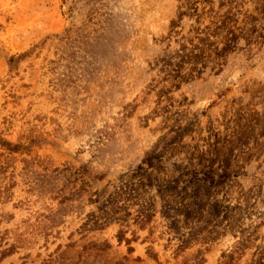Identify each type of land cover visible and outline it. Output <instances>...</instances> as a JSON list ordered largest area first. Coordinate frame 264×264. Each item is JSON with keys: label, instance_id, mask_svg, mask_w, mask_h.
<instances>
[{"label": "rangeland", "instance_id": "rangeland-1", "mask_svg": "<svg viewBox=\"0 0 264 264\" xmlns=\"http://www.w3.org/2000/svg\"><path fill=\"white\" fill-rule=\"evenodd\" d=\"M0 264H264V0H0Z\"/></svg>", "mask_w": 264, "mask_h": 264}, {"label": "trees", "instance_id": "trees-1", "mask_svg": "<svg viewBox=\"0 0 264 264\" xmlns=\"http://www.w3.org/2000/svg\"><path fill=\"white\" fill-rule=\"evenodd\" d=\"M179 135H180V133H176V134H174V135L171 137V139L169 140V143L174 142V141L177 139V137H178ZM6 145L9 146V150H10V151H16L17 149H19V148H17V146H19V145H12V144L9 143V142H6ZM155 158H159V154H156L153 158H149V159L147 160V165H148L149 167H151V166L153 165V159H155ZM123 235H124V234H123V231H122V230H119V232L117 233V240H118V241L125 240V242H126L127 244H129L130 239L125 238ZM128 249L131 250V247H129ZM152 255H153V254H151V256H152Z\"/></svg>", "mask_w": 264, "mask_h": 264}]
</instances>
